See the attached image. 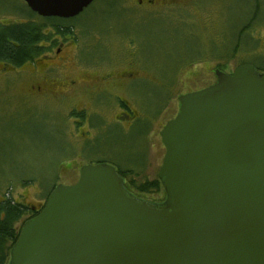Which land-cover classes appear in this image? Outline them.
I'll return each instance as SVG.
<instances>
[{
  "label": "water",
  "instance_id": "obj_1",
  "mask_svg": "<svg viewBox=\"0 0 264 264\" xmlns=\"http://www.w3.org/2000/svg\"><path fill=\"white\" fill-rule=\"evenodd\" d=\"M24 1L67 19L94 0ZM216 74L161 130L163 203L129 193L115 165L85 164L24 222L10 264H264V73Z\"/></svg>",
  "mask_w": 264,
  "mask_h": 264
},
{
  "label": "rangeland",
  "instance_id": "obj_2",
  "mask_svg": "<svg viewBox=\"0 0 264 264\" xmlns=\"http://www.w3.org/2000/svg\"><path fill=\"white\" fill-rule=\"evenodd\" d=\"M172 1L180 5L94 0L75 19L68 20L83 41V50L92 52L82 53L87 68L125 67L126 52L132 48L136 66L145 74H157L163 82L172 79L178 68L193 70L194 87L214 66L230 69L250 63L264 73V0ZM28 12L31 10L23 0H0V24L24 19ZM66 51L71 57L76 54L74 45ZM33 67L32 63L14 65L0 60V200L11 196L23 202L28 209L22 221L31 217L32 205L43 203L53 187L75 182L85 164L100 161L117 165L127 182L132 177L138 183L158 177L161 164L153 169L152 164L148 168L144 163L143 154L149 147L144 140L138 142L128 135L88 137L81 140L88 150L81 148L77 137L68 132L64 103L58 106L27 95ZM141 87L136 96L142 110L152 107L163 111L165 99L176 103L175 94L162 85L145 83ZM150 90L161 98L154 102L145 98ZM174 113L171 111L168 118ZM159 141L164 154L162 138L158 137ZM132 191L153 203L166 199L163 186Z\"/></svg>",
  "mask_w": 264,
  "mask_h": 264
},
{
  "label": "flooded vegetation",
  "instance_id": "obj_3",
  "mask_svg": "<svg viewBox=\"0 0 264 264\" xmlns=\"http://www.w3.org/2000/svg\"><path fill=\"white\" fill-rule=\"evenodd\" d=\"M134 2L136 5L152 4L157 7L180 5V3H173L172 0H134ZM53 32L49 38L38 43V46L43 47V51L22 63H32L34 66L31 70L34 78L27 95L47 102L54 101L58 106L64 103L69 124L68 132L77 137L78 143L88 137L109 135L117 137L128 135L138 142L144 140L149 145L148 150L143 154L144 163L148 168L151 164L153 169L162 165L164 154H162L163 148L160 141L158 142V137L161 138V130L167 121L178 113L179 96L215 83L217 81L216 70L218 69L229 74L235 69H222L214 66L211 74L203 77V80L200 81L202 83H197L200 85L194 87L193 70L178 68V73L172 79L163 82L157 74H154L155 76L145 74L136 66L134 60L136 51L131 48L126 52L125 67L119 69L96 67L89 70L82 53L91 55L92 52L87 49L83 50V41L79 40L74 32L58 34ZM69 45H74L76 50L74 57H71L66 51V47ZM92 58L100 59L101 57L92 55ZM7 62L8 64L12 63ZM73 63H76L75 69L71 66ZM93 65L101 66V64ZM68 69L71 70L66 73ZM145 83L154 87L159 84L170 89L171 93L176 96L175 105L171 100L165 99L163 111H155V108L152 107L148 111L142 110L138 105L140 98L136 95ZM146 95L145 98L153 99V102L161 98V95L151 90L147 91ZM171 111H175V113L168 118ZM80 145L81 148L87 147V143L83 146V142H81ZM85 148L84 150H88ZM70 175H73V172ZM78 179L73 183H76ZM125 186L131 194L136 195L132 190L137 189L131 186L127 179ZM45 201L38 206L32 205L31 213L39 212Z\"/></svg>",
  "mask_w": 264,
  "mask_h": 264
},
{
  "label": "trees",
  "instance_id": "obj_4",
  "mask_svg": "<svg viewBox=\"0 0 264 264\" xmlns=\"http://www.w3.org/2000/svg\"><path fill=\"white\" fill-rule=\"evenodd\" d=\"M75 18L43 17L31 10L24 19L0 24V59L21 65L43 51V47L38 46V43L49 38L53 31L57 34L73 32V26L68 20ZM118 172L123 174L121 170ZM129 183L139 191L157 190L163 186L159 178L138 183L136 178L132 177ZM27 209L23 202L11 196L0 200V264L10 262L11 249L19 236L20 224L29 218L22 221Z\"/></svg>",
  "mask_w": 264,
  "mask_h": 264
}]
</instances>
